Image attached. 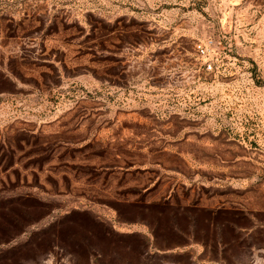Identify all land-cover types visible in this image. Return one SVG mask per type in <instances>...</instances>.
Here are the masks:
<instances>
[{
	"label": "rangeland",
	"instance_id": "rangeland-1",
	"mask_svg": "<svg viewBox=\"0 0 264 264\" xmlns=\"http://www.w3.org/2000/svg\"><path fill=\"white\" fill-rule=\"evenodd\" d=\"M1 72L0 264H264V0H0Z\"/></svg>",
	"mask_w": 264,
	"mask_h": 264
},
{
	"label": "trees",
	"instance_id": "trees-1",
	"mask_svg": "<svg viewBox=\"0 0 264 264\" xmlns=\"http://www.w3.org/2000/svg\"><path fill=\"white\" fill-rule=\"evenodd\" d=\"M12 84V80L3 72L0 73V86L3 88H0V92H7L9 89L6 88L8 85ZM12 147V146H10ZM4 240H0V243H2ZM145 246H148V242H146ZM141 254L145 253L144 251H139Z\"/></svg>",
	"mask_w": 264,
	"mask_h": 264
},
{
	"label": "built area",
	"instance_id": "built-area-1",
	"mask_svg": "<svg viewBox=\"0 0 264 264\" xmlns=\"http://www.w3.org/2000/svg\"><path fill=\"white\" fill-rule=\"evenodd\" d=\"M197 48L200 49V50H202V47L199 44L197 45Z\"/></svg>",
	"mask_w": 264,
	"mask_h": 264
}]
</instances>
